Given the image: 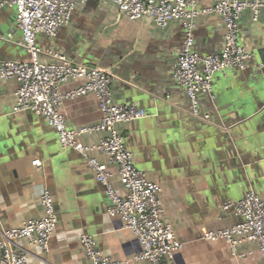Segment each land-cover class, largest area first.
<instances>
[{"label": "crops", "instance_id": "0c3cea01", "mask_svg": "<svg viewBox=\"0 0 264 264\" xmlns=\"http://www.w3.org/2000/svg\"><path fill=\"white\" fill-rule=\"evenodd\" d=\"M213 2L198 0L200 7ZM239 27L242 43L252 58L244 70H230L216 77L211 94L200 95V107L210 116L208 121L190 114L186 90L176 84L172 75L184 37L179 20H171L160 28L149 17L130 20L109 1L88 0L75 7L56 37L37 35L43 51L51 49L65 54L72 62L107 70L113 77V102L134 103L145 110V117L118 123L116 128L124 134L136 167L161 185L165 216L182 243L172 264H264L254 241L239 243L232 254L224 240L207 241L202 237L205 231L231 226L239 220L232 208H223L224 203L238 201L248 191H255L264 200V181L245 184L235 171L231 172L220 148V136L211 140L217 155L210 162L206 158L196 160V144L202 141L206 124L214 128L209 123L224 121L218 111L220 105L231 102L239 106L244 102L242 90L258 59L252 50V37L256 30H264V6L256 21L249 10L243 11ZM223 32L220 16H200L194 29L193 49L201 55L220 52ZM21 41L14 8L0 6V62L27 60ZM49 60L40 55V61ZM79 84L80 81L69 80L61 84L60 90L66 93ZM16 87L14 80H0V124L17 131L19 139L18 145L4 149L0 132V234L2 229L41 217L39 193L46 188L55 202L57 225L47 251L29 246L25 240L17 241L28 250L24 264H86L78 241L82 233L92 235L97 249L121 264H148L133 260L141 246L135 235L123 227L120 217L107 215L109 200L104 186L95 180L85 158L72 149H62L56 130L44 117L29 111H12ZM61 110L72 130L95 124L101 116L92 94L65 99ZM255 120L257 129L264 131L262 115L255 116ZM100 136V132L85 133L78 140L90 145ZM91 155L107 163L102 153ZM35 158L41 160L40 168L32 164ZM109 168L116 172L114 166ZM220 175L232 184L231 194H224V178ZM113 184L123 192L116 174Z\"/></svg>", "mask_w": 264, "mask_h": 264}, {"label": "built area", "instance_id": "2783aa9c", "mask_svg": "<svg viewBox=\"0 0 264 264\" xmlns=\"http://www.w3.org/2000/svg\"><path fill=\"white\" fill-rule=\"evenodd\" d=\"M88 0H4L16 12L17 27L21 33V45L28 54L27 60L0 62V80H14L12 111L32 112L46 119L58 134L62 149H72L82 155L97 182L104 186L109 204L105 211L109 216H118L123 227L137 238L141 251L133 260L148 264H172L174 254L182 248L174 229L165 216L160 192L161 185L151 181L139 170L133 153L125 142V136L116 125L132 122L146 116L143 108L134 103H115L112 100V75L105 69L84 63H75L60 52L42 50L36 45V37L42 34L48 38L57 36L66 25L79 4ZM130 20L151 18L160 28L169 21L179 20L184 37L173 66L176 84L186 90L192 104V114L200 116L197 93L211 94L212 77L216 72L226 74L228 70H244L251 53L239 42V20L243 11L249 10L256 21L263 0H214L208 7H200L198 0H106ZM217 14L224 26L223 44L220 52L201 55L193 49L196 20L203 15ZM50 58L40 61V55ZM198 66H201V70ZM69 80L80 84L62 93L60 86ZM92 94L101 113L97 123L77 130L69 129L61 106L65 99ZM209 115L204 114L205 121ZM100 132L99 139L90 145L78 139L82 134ZM102 153L107 163L99 162L92 153ZM32 164L41 167V160L35 158ZM114 166V173L109 166ZM116 174L123 192L113 184ZM43 214L39 218L27 219L18 227L2 229L0 234V264H24L28 250L17 244L25 240L29 246H39L47 251L49 239L57 225L55 202L48 189L39 193ZM224 209L232 208L239 220L231 226L214 231H205L207 241L224 240L232 254L237 245L245 240L254 241L264 259V200L254 191H248L235 202H226ZM79 245L86 264H121V261L102 254L92 235L82 233ZM127 262V261H125Z\"/></svg>", "mask_w": 264, "mask_h": 264}, {"label": "water", "instance_id": "95a60500", "mask_svg": "<svg viewBox=\"0 0 264 264\" xmlns=\"http://www.w3.org/2000/svg\"><path fill=\"white\" fill-rule=\"evenodd\" d=\"M252 50L256 52L255 64L251 67L250 77L243 87V101L235 106L231 102L221 104L218 111L224 118L219 124H206L202 141L196 144V160L206 158L210 162L217 155L211 140L219 136L223 141L221 149L227 158L230 170L235 171L240 180L256 185L264 181V131L256 126L255 116L261 114L264 120V30H256L252 37ZM252 58V57H251ZM257 114V115H256ZM1 145L9 149L18 145V132H12L0 124ZM226 175V174H225ZM225 175H220L224 194H231L232 184H228ZM228 175V174H227Z\"/></svg>", "mask_w": 264, "mask_h": 264}, {"label": "rangeland", "instance_id": "374dc122", "mask_svg": "<svg viewBox=\"0 0 264 264\" xmlns=\"http://www.w3.org/2000/svg\"><path fill=\"white\" fill-rule=\"evenodd\" d=\"M14 11H15V9H14ZM15 15H16V12H15ZM239 30H240V27H239ZM239 42H240V44L242 45V46H244L245 48H246V50L249 52V49L242 43V40H241V38H240V33H239ZM36 45L39 47V48H41L40 47V45H39V43H38V41H37V37H36ZM42 49V48H41ZM252 56V55H251ZM251 59V58H250ZM250 59H249V61H250ZM248 61V62H249ZM199 67V69L201 70V66H198ZM228 71H230V70H228ZM221 75V73L220 72H216L214 75H213V77H212V82H211V91H212V88H213V80L216 78V77H218V76H220ZM201 94H208V93H203V92H200V93H197V95H196V97H197V100H198V111L200 112V116L199 117H195V116H193V114H192V104H191V102H190V99H189V105H190V114L193 116V117H195V118H199V119H201L202 121H205L204 120V118H203V115L205 114V113H203V111L201 110V107H200V95ZM188 96V95H187ZM189 98V97H188ZM138 168V167H137ZM139 169V168H138ZM140 170V169H139ZM255 192V191H254ZM256 193V192H255ZM257 194V193H256ZM260 196V195H259ZM260 198L262 199V197L260 196ZM57 213V212H56Z\"/></svg>", "mask_w": 264, "mask_h": 264}]
</instances>
